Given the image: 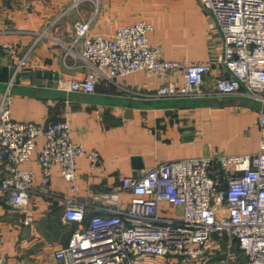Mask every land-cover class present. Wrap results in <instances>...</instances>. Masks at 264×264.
I'll use <instances>...</instances> for the list:
<instances>
[{
	"label": "built area",
	"instance_id": "2783aa9c",
	"mask_svg": "<svg viewBox=\"0 0 264 264\" xmlns=\"http://www.w3.org/2000/svg\"><path fill=\"white\" fill-rule=\"evenodd\" d=\"M216 18L223 35L224 52L216 61L186 62L160 57L149 41L154 27L137 21L110 34L90 33L93 18L74 21L66 56L82 58L92 66L83 78L69 83L73 92L94 93L102 74L114 79L145 70L161 79L157 98L201 97L203 85L217 64L214 91L235 95L243 89L264 105V0H201ZM1 51L17 57L15 72L0 103V198L14 210L28 206L39 193L52 201L65 200L63 218L78 227L55 258L64 264H236L238 249L246 264H264V138L249 154H221L165 160L141 175L126 176L121 184L93 197L101 206L88 215L89 201L81 198L76 160L85 154L74 140L69 120L48 123L17 121L6 98L14 78L29 64L19 56L17 40L0 42ZM183 77V84L172 79ZM210 92L209 94H211ZM146 94H144L145 96ZM264 131V107L258 114ZM39 137H43L40 142ZM264 137V136H263ZM42 177L22 168L37 147ZM90 168L100 164L94 150ZM57 165L68 185L70 198L51 186ZM125 195H129L126 201ZM8 260L0 253V264Z\"/></svg>",
	"mask_w": 264,
	"mask_h": 264
},
{
	"label": "crops",
	"instance_id": "0c3cea01",
	"mask_svg": "<svg viewBox=\"0 0 264 264\" xmlns=\"http://www.w3.org/2000/svg\"><path fill=\"white\" fill-rule=\"evenodd\" d=\"M91 17V34H110L140 20L151 23L154 29L149 41L167 60L214 62L225 48L216 18L201 0H0V42L17 40L18 57L27 54L29 58L28 66L14 78L6 105L17 121L69 120L74 140L85 150L76 164L80 195L89 201V216L101 206L93 199L95 195L118 187L126 176L143 174L158 162L259 150L264 131L258 125V114L264 105L244 89L235 95L213 92L214 77L220 73L217 64L207 76L206 94L201 97L147 96L156 91L161 79L145 70L114 79L100 74L91 94L70 91L71 81L92 70L82 58L65 57L74 21ZM17 60L0 49V103ZM41 72L57 73L58 78ZM172 79L184 82L182 76ZM40 148L22 165L33 171L38 182L42 177L37 162ZM94 150L101 161L91 169L88 154ZM51 186L70 198L57 165L52 168ZM124 197L129 199V195ZM64 209L65 200L52 201L43 193L20 210L0 198V253L7 257V264H64L55 252L67 246L78 227L64 220ZM235 251L236 264H246L245 256ZM221 258L216 253L210 264H219ZM151 264L168 263L157 259Z\"/></svg>",
	"mask_w": 264,
	"mask_h": 264
},
{
	"label": "water",
	"instance_id": "95a60500",
	"mask_svg": "<svg viewBox=\"0 0 264 264\" xmlns=\"http://www.w3.org/2000/svg\"><path fill=\"white\" fill-rule=\"evenodd\" d=\"M40 74H43L45 77L49 76L50 78H58V74L53 72H41Z\"/></svg>",
	"mask_w": 264,
	"mask_h": 264
}]
</instances>
